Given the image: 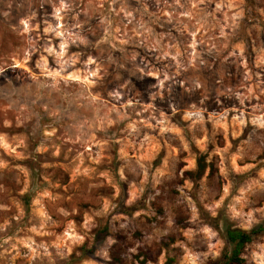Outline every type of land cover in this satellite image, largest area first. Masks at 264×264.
I'll list each match as a JSON object with an SVG mask.
<instances>
[{
    "label": "rangeland",
    "instance_id": "1",
    "mask_svg": "<svg viewBox=\"0 0 264 264\" xmlns=\"http://www.w3.org/2000/svg\"><path fill=\"white\" fill-rule=\"evenodd\" d=\"M230 228L264 264V0H0V264H216Z\"/></svg>",
    "mask_w": 264,
    "mask_h": 264
},
{
    "label": "trees",
    "instance_id": "2",
    "mask_svg": "<svg viewBox=\"0 0 264 264\" xmlns=\"http://www.w3.org/2000/svg\"><path fill=\"white\" fill-rule=\"evenodd\" d=\"M208 169H210L211 174H213V164L208 163L207 158L201 156L198 160V168L196 172H186L185 174L189 179L194 181L195 175H198V179L204 178ZM256 234L257 233L254 231L249 233L239 229H227L226 239L231 249L216 264H245L246 260L244 254L247 247L253 243Z\"/></svg>",
    "mask_w": 264,
    "mask_h": 264
}]
</instances>
